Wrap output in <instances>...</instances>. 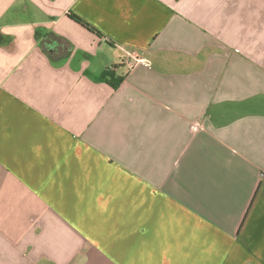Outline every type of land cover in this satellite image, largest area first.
Segmentation results:
<instances>
[{"label":"crops","instance_id":"1","mask_svg":"<svg viewBox=\"0 0 264 264\" xmlns=\"http://www.w3.org/2000/svg\"><path fill=\"white\" fill-rule=\"evenodd\" d=\"M0 264H264V0H0Z\"/></svg>","mask_w":264,"mask_h":264},{"label":"trees","instance_id":"2","mask_svg":"<svg viewBox=\"0 0 264 264\" xmlns=\"http://www.w3.org/2000/svg\"><path fill=\"white\" fill-rule=\"evenodd\" d=\"M117 69V66L114 65L110 68H107L105 70V74L106 76H108L111 80H110V83L113 87H116L120 82H121V78L120 77H116L115 78V71Z\"/></svg>","mask_w":264,"mask_h":264},{"label":"built area","instance_id":"3","mask_svg":"<svg viewBox=\"0 0 264 264\" xmlns=\"http://www.w3.org/2000/svg\"><path fill=\"white\" fill-rule=\"evenodd\" d=\"M125 63H126V65L129 68L134 67L138 63L144 65L145 67H148L149 66L146 61H144L143 59H138V58L132 56L131 53H128V55H127V57L125 59Z\"/></svg>","mask_w":264,"mask_h":264}]
</instances>
